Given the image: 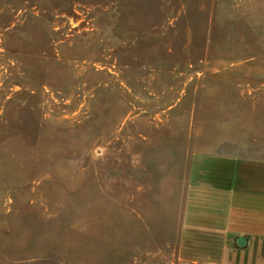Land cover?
Wrapping results in <instances>:
<instances>
[{
	"label": "rangeland",
	"instance_id": "obj_1",
	"mask_svg": "<svg viewBox=\"0 0 264 264\" xmlns=\"http://www.w3.org/2000/svg\"><path fill=\"white\" fill-rule=\"evenodd\" d=\"M219 156L264 165V0H0V264H185Z\"/></svg>",
	"mask_w": 264,
	"mask_h": 264
},
{
	"label": "crops",
	"instance_id": "obj_2",
	"mask_svg": "<svg viewBox=\"0 0 264 264\" xmlns=\"http://www.w3.org/2000/svg\"><path fill=\"white\" fill-rule=\"evenodd\" d=\"M213 161L206 169L202 160L186 177L179 208L184 223L177 238L180 259L199 263L190 250L210 241L203 235L212 234L220 246L214 264H246L244 254H250L255 243L264 244V165L229 156ZM240 237L247 239L244 248L237 245Z\"/></svg>",
	"mask_w": 264,
	"mask_h": 264
},
{
	"label": "water",
	"instance_id": "obj_3",
	"mask_svg": "<svg viewBox=\"0 0 264 264\" xmlns=\"http://www.w3.org/2000/svg\"><path fill=\"white\" fill-rule=\"evenodd\" d=\"M237 245L240 248H244L247 245V239L244 237H240L237 241Z\"/></svg>",
	"mask_w": 264,
	"mask_h": 264
},
{
	"label": "built area",
	"instance_id": "obj_4",
	"mask_svg": "<svg viewBox=\"0 0 264 264\" xmlns=\"http://www.w3.org/2000/svg\"><path fill=\"white\" fill-rule=\"evenodd\" d=\"M193 264H201V263H193Z\"/></svg>",
	"mask_w": 264,
	"mask_h": 264
}]
</instances>
